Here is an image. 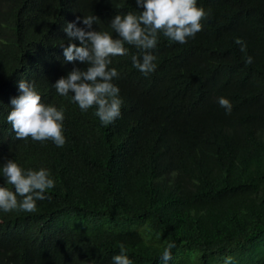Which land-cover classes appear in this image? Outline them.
<instances>
[{"label": "trees", "instance_id": "obj_1", "mask_svg": "<svg viewBox=\"0 0 264 264\" xmlns=\"http://www.w3.org/2000/svg\"><path fill=\"white\" fill-rule=\"evenodd\" d=\"M197 7L208 13L202 30L184 44L161 33L149 75L133 67L134 46L111 57L123 103L104 126L95 108L82 112L53 87L88 65L66 63L51 37L77 13L117 38L114 17L144 9L136 0H0V168L13 160L55 182L35 212L0 210V264H112L120 243L133 264H164L172 243L167 264H264V0ZM21 79L63 109V147L16 139L7 115ZM0 187L14 191L2 173Z\"/></svg>", "mask_w": 264, "mask_h": 264}, {"label": "clouds", "instance_id": "obj_2", "mask_svg": "<svg viewBox=\"0 0 264 264\" xmlns=\"http://www.w3.org/2000/svg\"><path fill=\"white\" fill-rule=\"evenodd\" d=\"M136 5L144 9L139 15L129 12L116 15L111 21L110 27L117 38L108 32L93 30V25L99 21L96 16H84L81 21L77 13L65 16L51 37L58 51L63 53L66 63L79 61L88 65L83 71L74 68L66 78L58 79L53 87L60 96L71 94L72 102L82 112L95 108L94 115L104 126L120 116L123 103L120 90L113 83L114 79L119 78V73L115 68H109L111 57L128 55L129 50L125 45L134 46L141 50L142 55L131 56L133 67L147 76L156 68V57L151 50L156 48L161 33L172 42L187 43L188 38H194L202 30L201 21L208 16L203 8L197 7V0H136ZM78 23L85 27H77ZM235 43L241 46L242 52L246 51L244 41L237 39ZM252 62V57H246V65ZM18 91L20 95L11 99L12 110L7 115V122L12 126L16 139L31 138L37 142L51 140L57 147H63L66 142L63 109L42 103L41 95L32 81L21 79ZM217 102L226 110V114L231 113L232 105L228 99L219 97ZM0 173L6 178V183L14 188L12 191L0 187V210L6 213L16 210L35 212L37 201L47 199L45 193L55 187L47 169L25 170L13 160L3 165ZM173 247L174 243L164 249L161 256L164 264L172 258ZM119 248L120 254L112 258V264H133L125 254V245L120 243ZM230 261L231 257H228L226 264Z\"/></svg>", "mask_w": 264, "mask_h": 264}]
</instances>
